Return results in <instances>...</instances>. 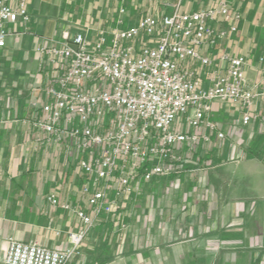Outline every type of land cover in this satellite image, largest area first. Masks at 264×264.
<instances>
[{
	"label": "built area",
	"instance_id": "2783aa9c",
	"mask_svg": "<svg viewBox=\"0 0 264 264\" xmlns=\"http://www.w3.org/2000/svg\"><path fill=\"white\" fill-rule=\"evenodd\" d=\"M181 1L143 0L133 23L119 6L113 24L96 27L91 39L88 27H66L35 47L38 81L24 123L34 149L65 152L85 207L50 194L49 205L74 214L82 228L67 234L64 249L9 239L4 264H67L102 215L126 232L124 210L145 185L178 176L206 152L199 146L225 138L211 119L217 105L235 110L240 128L256 119L260 95L245 58L223 54L216 65L210 54L240 15L225 1L195 12L182 11ZM29 22L27 0H0V49Z\"/></svg>",
	"mask_w": 264,
	"mask_h": 264
},
{
	"label": "crops",
	"instance_id": "0c3cea01",
	"mask_svg": "<svg viewBox=\"0 0 264 264\" xmlns=\"http://www.w3.org/2000/svg\"><path fill=\"white\" fill-rule=\"evenodd\" d=\"M80 1L27 0V11L44 17L34 22L31 18L30 26L26 28L18 26L20 34L9 36L14 37L12 45L5 41V47L0 49L1 65L10 66L11 62L22 66L21 70L14 68L12 72L8 71L12 78L18 77L21 85L0 90V264H4L9 239L37 242L50 250L64 249L70 245L67 234L82 228L74 214L51 207L47 200L50 194H54L61 201L79 203L80 180L74 176L72 166L67 164L65 152L54 146L34 149V134L24 123L31 117L27 102L38 81L35 76V47L46 43V39H59V33L66 27H71L74 32L73 25L77 22H73L79 13L91 14L96 9L97 14L104 12L114 15L115 19L117 8L124 4L123 0H98L95 6L89 4L83 7ZM141 1L126 0L128 12L135 9L131 3L137 5ZM219 1H225L231 10L240 15V19L236 31L221 40L210 50V54L216 65L219 63L218 56L223 54L245 58V75L249 83L258 84L257 94L260 95L254 102L256 119L242 129L243 149L227 150L222 154L213 150L199 153L192 156L184 171L178 175L179 181L189 178L184 186L192 190L198 183L192 180L193 173L198 171L200 177L201 171L208 173L217 166L231 165L225 169V178H220V186L225 193L221 206L227 209L228 215L219 218L214 211L215 206H210L206 197L201 202L177 199L172 204V212L165 206L161 216L165 226L171 223L170 220L174 225L185 224V229L182 224L180 227L172 226L170 233L174 243H179L177 237L181 233L190 238L189 246L173 250V253L182 254L183 264H264V0H182L181 8L182 11L195 12ZM103 24L109 26L113 22L97 18L94 25ZM209 71L204 70L205 73ZM220 110V105H217L212 113L213 121ZM204 164L209 166L196 168ZM242 180L246 181L252 195H239ZM79 204L81 208L85 207L83 201ZM199 205L205 206L204 221L212 227L201 235L194 210ZM187 207L193 208L189 217L185 216ZM216 222L221 223V227L214 228ZM109 224H112L111 218L102 215L81 244L82 253L85 252L83 256L73 258L67 264H91L94 255L90 249L95 251L96 247L89 241L91 235L98 234ZM203 239L204 244H199V240ZM161 252L168 255L170 251L163 249ZM140 254L143 262L149 260V249L143 248Z\"/></svg>",
	"mask_w": 264,
	"mask_h": 264
},
{
	"label": "rangeland",
	"instance_id": "374dc122",
	"mask_svg": "<svg viewBox=\"0 0 264 264\" xmlns=\"http://www.w3.org/2000/svg\"><path fill=\"white\" fill-rule=\"evenodd\" d=\"M113 1V0H109ZM133 0H131L132 2ZM98 0H91L90 2L87 0H81V6L87 7L89 4L91 6H95ZM130 2V1H129ZM142 2V1H141ZM138 2L137 5L134 3L133 6L134 11L129 10V22H134L137 17L141 14L138 6L141 4ZM123 6L127 10L126 0H123ZM109 4L107 5L108 8ZM82 11H86V9H81ZM96 10V9H95ZM91 14H78L73 23V28L75 31H81V29H86L88 27L89 38L94 37V32L96 29V19L101 18L108 23L113 22L114 15L102 13L97 14L96 12ZM128 11V10H127ZM30 17V22L26 25V27L30 26L31 18L32 21L41 20L44 16H40L39 14H31L28 12ZM69 17V16H68ZM66 17V19L68 18ZM73 17V16H72ZM74 19V18H73ZM28 33V32H27ZM14 37H7L6 42L8 45H12ZM13 60V59H12ZM14 61V60H13ZM10 66L1 65L0 64V90L16 88L19 84L18 77L12 78V75H8V71L14 70V68L21 70L22 66H17L15 63ZM9 63L7 65H9ZM28 70V69H27ZM26 70V71H27ZM28 72V71H27ZM31 71H29L30 73ZM27 74V73H26ZM38 71L35 72V76H37ZM34 76V77H35ZM25 75L24 78H26ZM26 81V80H22ZM21 84H19L20 86ZM221 110L214 116V122H217L221 125V129L224 132L225 138L219 142H212L207 146H199L198 152L200 151H217L218 153H223L224 151H238L239 149H243V142L241 141L242 137V129L239 126L233 123L230 114L237 113L235 110H227L226 106L220 105ZM212 141H214L212 137ZM236 160V159H235ZM207 164L196 166L199 169L207 168ZM231 167V165H223L217 166L214 169L208 171H201V176L199 177V172L197 174H192V180H195V189L191 190V187H186L184 185L188 184L187 180L189 178L182 181L178 180V176L176 177H168L163 178L161 182L153 180V182L145 185L143 187L142 192L136 196L133 200L125 208L124 216H122L121 221L128 226L126 232H123L118 225L109 224L103 230H100L98 234L91 235L90 243L96 244L95 251L91 250V254H93V259L91 264H183V256L178 254L177 252L173 253L175 247H185L189 246L190 238L186 237L185 234L181 233L180 236L177 237V241L179 243H174L172 239H170L171 227H180V224L183 229H185L184 223H174L170 220L168 225H164L163 217L161 216V210L165 207L172 212V204L177 199H190L195 200L194 202L205 201V198L208 197V202L210 206H215V212L218 213V217L220 218L222 215H228L226 212V208H222V202L224 198L223 187L220 186V178H225L226 168ZM198 170V169H197ZM216 176V177H213ZM227 177V176H226ZM215 178V179H214ZM217 178V179H216ZM222 179V178H221ZM251 184L253 185V178H251ZM243 185L240 188L239 195L247 194L252 195L250 193V188L246 187V181L242 180ZM212 186H211V185ZM223 194V196H222ZM254 194V193H253ZM223 197V198H222ZM169 202V203H168ZM219 203V204H217ZM217 204V206H216ZM212 208V207H211ZM205 206L202 207L199 205L196 210L197 213V226L199 235L205 234L207 228H212L211 225H206L204 221V210ZM185 216L189 217L190 210L193 208H186ZM128 222V223H127ZM214 228L221 227V223H214ZM227 225V224H226ZM110 226V228H109ZM194 241H192L193 243ZM205 240H199V244H204ZM210 243L216 244V242L210 241ZM165 245V246H163ZM94 248V247H93ZM143 248L150 250L149 260H145L143 262L141 258V251ZM82 249H79V254L74 258H81L85 252L82 253ZM97 249V250H96ZM166 249L169 250L168 255H164L161 250ZM94 252V253H93ZM95 259V260H94Z\"/></svg>",
	"mask_w": 264,
	"mask_h": 264
},
{
	"label": "trees",
	"instance_id": "16d2710c",
	"mask_svg": "<svg viewBox=\"0 0 264 264\" xmlns=\"http://www.w3.org/2000/svg\"><path fill=\"white\" fill-rule=\"evenodd\" d=\"M133 23V22H132Z\"/></svg>",
	"mask_w": 264,
	"mask_h": 264
}]
</instances>
